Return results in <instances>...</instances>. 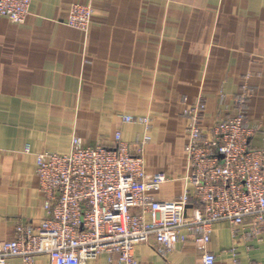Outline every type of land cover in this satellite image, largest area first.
Masks as SVG:
<instances>
[{
	"label": "crops",
	"instance_id": "0c3cea01",
	"mask_svg": "<svg viewBox=\"0 0 264 264\" xmlns=\"http://www.w3.org/2000/svg\"><path fill=\"white\" fill-rule=\"evenodd\" d=\"M30 2L21 23L0 16V241L43 218L36 155L67 153L74 136L112 146L119 131L135 153L147 133L146 171L179 183L174 195L165 196L164 185L154 194L167 200L182 191L183 112L198 97L208 126L234 113V97L245 92L247 118L258 127L252 145L262 144L264 0ZM74 4L92 9L87 32L66 24ZM137 118L148 119V130ZM204 250L216 264H264V226L250 235L249 227L217 222L206 245L187 240L161 257L149 242L134 255L138 264H200ZM110 259L102 253L86 264H117ZM32 264L49 262L40 255Z\"/></svg>",
	"mask_w": 264,
	"mask_h": 264
},
{
	"label": "built area",
	"instance_id": "2783aa9c",
	"mask_svg": "<svg viewBox=\"0 0 264 264\" xmlns=\"http://www.w3.org/2000/svg\"><path fill=\"white\" fill-rule=\"evenodd\" d=\"M30 4L0 0V16L21 23ZM91 18L89 5L74 4L66 24L87 32ZM205 108L198 97L183 112L185 171L182 191L173 199L154 196L169 178L146 171L147 133L135 153L117 131L112 146H85L74 136L65 154H37L44 216L37 225L18 224L13 239L0 241V264L9 258L32 264L40 255L49 264H86L102 253L117 264H138L136 245L153 242L156 253L166 257L187 240L206 245L217 222H228L235 231L249 227L256 235L264 226V140L252 145L258 127L247 118L246 93L234 97V113L208 126ZM123 121L134 118L125 115ZM136 121L148 130V119ZM200 264H216L215 255L204 250Z\"/></svg>",
	"mask_w": 264,
	"mask_h": 264
},
{
	"label": "rangeland",
	"instance_id": "374dc122",
	"mask_svg": "<svg viewBox=\"0 0 264 264\" xmlns=\"http://www.w3.org/2000/svg\"><path fill=\"white\" fill-rule=\"evenodd\" d=\"M180 167V166H179ZM179 171H181V169L178 170L177 175L179 174ZM179 183H177L176 181H172L169 184H166L163 186V191L166 195H174L175 193H177L180 190V187L178 186Z\"/></svg>",
	"mask_w": 264,
	"mask_h": 264
}]
</instances>
